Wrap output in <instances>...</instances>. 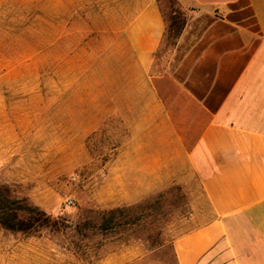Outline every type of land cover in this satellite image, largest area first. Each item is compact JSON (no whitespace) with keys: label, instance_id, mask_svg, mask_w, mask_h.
Wrapping results in <instances>:
<instances>
[{"label":"crops","instance_id":"obj_1","mask_svg":"<svg viewBox=\"0 0 264 264\" xmlns=\"http://www.w3.org/2000/svg\"><path fill=\"white\" fill-rule=\"evenodd\" d=\"M178 1L188 20L163 71L157 0L87 56V136L110 116L129 132L106 179L129 198L198 182L211 217L175 241L177 264H264V0Z\"/></svg>","mask_w":264,"mask_h":264},{"label":"rangeland","instance_id":"obj_2","mask_svg":"<svg viewBox=\"0 0 264 264\" xmlns=\"http://www.w3.org/2000/svg\"><path fill=\"white\" fill-rule=\"evenodd\" d=\"M143 1L0 0V186L61 220L34 235L0 226V264H177L175 241L211 217L198 182L181 174L138 198L107 186L130 137L115 116L87 136V56ZM171 48L157 53V72Z\"/></svg>","mask_w":264,"mask_h":264},{"label":"trees","instance_id":"obj_3","mask_svg":"<svg viewBox=\"0 0 264 264\" xmlns=\"http://www.w3.org/2000/svg\"><path fill=\"white\" fill-rule=\"evenodd\" d=\"M169 12L159 3L166 24L164 41L174 46L181 36L187 19L180 10L175 9L176 1L167 0ZM113 215L116 210L108 212ZM61 220L35 207L25 199H16L6 186H0V226L12 233L34 235L43 229L59 230ZM106 227V226H105Z\"/></svg>","mask_w":264,"mask_h":264}]
</instances>
